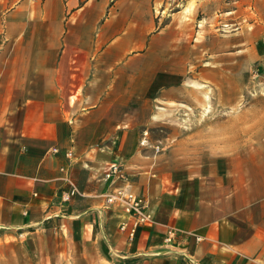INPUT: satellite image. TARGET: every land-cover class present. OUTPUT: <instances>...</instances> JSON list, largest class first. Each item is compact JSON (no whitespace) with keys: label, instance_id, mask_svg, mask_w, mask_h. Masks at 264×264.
I'll use <instances>...</instances> for the list:
<instances>
[{"label":"crops","instance_id":"obj_1","mask_svg":"<svg viewBox=\"0 0 264 264\" xmlns=\"http://www.w3.org/2000/svg\"><path fill=\"white\" fill-rule=\"evenodd\" d=\"M163 4L15 0L0 14V258L10 247L28 264H68L69 251L81 264H264V145L228 112L243 98L242 32L181 33ZM251 49L264 76V42ZM213 74L215 127L198 109ZM166 104L204 123L170 147L157 132ZM113 165L126 180L106 177ZM71 183L80 194L65 202ZM117 188L153 217L133 235L131 216L105 206Z\"/></svg>","mask_w":264,"mask_h":264},{"label":"rangeland","instance_id":"obj_2","mask_svg":"<svg viewBox=\"0 0 264 264\" xmlns=\"http://www.w3.org/2000/svg\"><path fill=\"white\" fill-rule=\"evenodd\" d=\"M15 0H0V14L5 12ZM164 22H168L172 15L175 16V22L181 33H189L192 31L194 24L198 30L203 31V26L211 30L213 38H228L232 33L241 31L244 39L245 59L242 66L243 72V98L242 103L237 108L228 109L229 113L243 114L242 126L238 123V128L245 131L259 130L260 144L264 145V76L259 71L258 62H250L253 54L252 43L257 41L264 42V30L259 27L264 23V0H164L162 6ZM191 40V35L189 36ZM214 45V44H213ZM227 74L222 75L224 78ZM220 74H213L212 90L208 89L206 95V105L199 107L202 112L212 113L211 123L215 127L219 119V107L216 101V86L220 81ZM189 89L199 86L197 75L189 74L183 81ZM225 111V110H224ZM195 112L193 106L186 105H165L164 120L159 123L157 132L159 138L163 140V146L170 147L175 142V135L181 131V134L192 132L203 126V122L191 121V115ZM169 113V114H168ZM259 115L260 122L252 121V117ZM236 123L229 122L228 128L235 129ZM175 139V140H174ZM68 264H81L82 258L76 256L75 251H69ZM17 257L14 260L11 257ZM31 254L25 250L14 249L10 247L4 248L2 251V264H28ZM85 261V260H84ZM1 264V263H0Z\"/></svg>","mask_w":264,"mask_h":264},{"label":"built area","instance_id":"obj_3","mask_svg":"<svg viewBox=\"0 0 264 264\" xmlns=\"http://www.w3.org/2000/svg\"><path fill=\"white\" fill-rule=\"evenodd\" d=\"M53 153L57 150L53 149ZM70 154L66 156L69 157ZM107 178L112 177L115 180H126V176L122 172L121 168L117 165H113L111 171L106 175ZM79 191L74 184H70V190L63 194V200L69 201L71 198L79 195ZM106 207H114L122 210L132 218L131 235L142 224H150L152 222V215L149 212V206L144 197L134 194L128 191L126 188H117L107 193L104 197ZM174 239V234H170L167 238V242Z\"/></svg>","mask_w":264,"mask_h":264}]
</instances>
